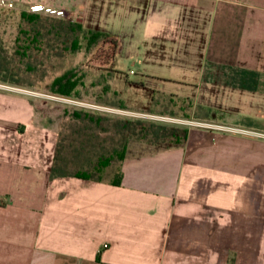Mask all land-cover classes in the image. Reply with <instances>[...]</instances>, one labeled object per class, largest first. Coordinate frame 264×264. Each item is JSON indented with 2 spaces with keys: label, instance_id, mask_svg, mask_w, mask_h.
I'll return each mask as SVG.
<instances>
[{
  "label": "crops",
  "instance_id": "obj_1",
  "mask_svg": "<svg viewBox=\"0 0 264 264\" xmlns=\"http://www.w3.org/2000/svg\"><path fill=\"white\" fill-rule=\"evenodd\" d=\"M60 2L89 31L95 2L146 13V79L209 115L126 151L119 185L50 178L53 130L1 86L0 264H264V139L243 133L264 134V0Z\"/></svg>",
  "mask_w": 264,
  "mask_h": 264
},
{
  "label": "rangeland",
  "instance_id": "obj_2",
  "mask_svg": "<svg viewBox=\"0 0 264 264\" xmlns=\"http://www.w3.org/2000/svg\"><path fill=\"white\" fill-rule=\"evenodd\" d=\"M60 1L0 0V52L11 58L6 77L23 82V85H18L0 80V85L19 89L30 99L38 123L53 130L55 151L59 146L62 156L70 158L72 149L86 140L84 146L90 150L83 152V158L88 157L89 162L79 160L77 165L83 164L95 176L111 180L118 172V162L115 159L110 161L101 173L97 172V162L103 151L110 149L109 143L115 138L117 126L126 127L123 129L126 132L125 152L142 153L152 148L171 147L175 137L182 138L188 128L201 125L200 120L209 115L207 109L176 98L181 90L175 83L146 79V52H143L146 49V13L128 15L126 8L115 3L95 2L85 11L93 28L116 41L117 52L112 66L109 60L110 38H100L88 47L87 36L80 33L78 49L73 53L68 49V39L57 41L50 36L29 45L27 54L33 71L26 74L23 65L17 62L15 52H19L18 48L31 37L33 25L22 20L20 15L31 14L28 9L32 5H43L62 10L63 16L58 19L82 22L81 10L66 8V4ZM53 18L57 17L40 14L35 30L44 32L43 29L54 25L51 23ZM81 27L89 31L86 25ZM111 69L116 71L113 76L110 75ZM70 70L82 78L81 85L77 87L78 97L64 98L50 93L53 79ZM4 75L0 71V77ZM107 84L109 91L104 92ZM120 101L125 109L117 107ZM73 112H79L82 118L74 117ZM84 114L100 115L102 120L96 125L86 120ZM149 124L165 130H159L155 137ZM100 127L107 128V132L102 133ZM69 165L70 171L74 172V164Z\"/></svg>",
  "mask_w": 264,
  "mask_h": 264
},
{
  "label": "trees",
  "instance_id": "obj_3",
  "mask_svg": "<svg viewBox=\"0 0 264 264\" xmlns=\"http://www.w3.org/2000/svg\"><path fill=\"white\" fill-rule=\"evenodd\" d=\"M21 19L24 20L28 24H32V35L28 39V43H22V45L18 48L19 52H15L17 55V62L21 63L24 67V72L28 74L30 71H33V65L29 62L30 56L27 54V50L29 49V45L36 43L37 41L42 40L46 37H53L54 40H70L69 48L70 51L73 53L78 49V35L80 33H83V35L87 36V45L88 47H91L94 45L100 38H110L109 44L111 46V51L109 54V60L110 64L112 66V60L114 57L115 52L117 51V44L116 41L111 38L108 34L98 32V31H84L82 30L81 24L77 21H71V20H62L58 18L51 19V23H54V25H49L50 27L47 29H43L44 32H40V30H35L36 25L40 20V15L38 14H25L21 13ZM24 34L26 32H23ZM10 60L11 58H7L5 55V52H0V71L4 72V76L0 77L1 81L4 82H11L18 85H23V82H16L14 80H11L6 77V73L8 72V67H10ZM116 71L111 69V76ZM81 79L79 75L75 73L74 70L67 71L63 73L61 76H58L53 79L49 86L50 93L64 97V98H77L78 97V91L77 87L78 85H81ZM109 91L108 84L104 87V92ZM115 94V93H114ZM121 109H125V106L120 101L118 103V106ZM149 113H152L151 110ZM73 116L81 119V114L79 112H73ZM85 119L94 122L96 125H99L102 118L100 115H96L95 117L90 114H84ZM151 125V129L155 128L154 130H151V134L153 136H157L159 130L164 131L165 128L161 126H155L153 124ZM123 129H126L124 127ZM123 129L117 126L115 128V133L113 139H111V142L109 143L110 149L108 151H103V154L99 156L97 165H98V173H101L103 169H105L109 162L112 160H116L118 163H120L125 156V144H126V132H123ZM99 130L102 133L107 132V128H99ZM147 133V132H146ZM172 136V134H170ZM104 139V138H103ZM185 139V134L182 138H174V144H179L182 140ZM85 142L86 140H82V142L79 143L80 146L74 147L72 149L71 157L62 156L61 150L56 149L55 151V157L53 165L49 172L50 178H56V177H74L84 180H91V181H101L103 180L102 177L95 176L93 172H89L88 168H85V165H77V161L81 160L83 163H88L89 158H83V152L86 151V153L89 152L90 149L85 148ZM86 149V150H85ZM88 151V152H87ZM105 153V154H104ZM74 164V172L70 171V165ZM121 179V175L119 172H116V174L113 176L112 184L113 185H119Z\"/></svg>",
  "mask_w": 264,
  "mask_h": 264
},
{
  "label": "built area",
  "instance_id": "obj_4",
  "mask_svg": "<svg viewBox=\"0 0 264 264\" xmlns=\"http://www.w3.org/2000/svg\"><path fill=\"white\" fill-rule=\"evenodd\" d=\"M28 13L31 14H44V15H48V16H52V17H62L63 16V11L62 10H57L54 8H50V7H46L43 5H32L29 9H28ZM3 85H0V87ZM243 133L249 135V136H254V137H261L264 139V134H260L254 131H244Z\"/></svg>",
  "mask_w": 264,
  "mask_h": 264
}]
</instances>
